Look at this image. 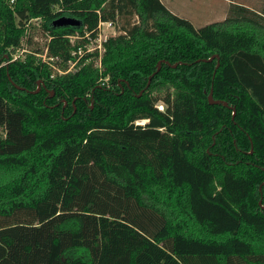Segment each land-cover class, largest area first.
Instances as JSON below:
<instances>
[{"label":"trees","instance_id":"16d2710c","mask_svg":"<svg viewBox=\"0 0 264 264\" xmlns=\"http://www.w3.org/2000/svg\"><path fill=\"white\" fill-rule=\"evenodd\" d=\"M233 5L0 0V264H264V10Z\"/></svg>","mask_w":264,"mask_h":264},{"label":"rangeland","instance_id":"374dc122","mask_svg":"<svg viewBox=\"0 0 264 264\" xmlns=\"http://www.w3.org/2000/svg\"><path fill=\"white\" fill-rule=\"evenodd\" d=\"M249 3L252 4V7L255 9L264 10V0H248ZM205 2V4H203ZM223 0H202V1H195V0H178L175 3V10L178 11L180 16L186 17L189 20L192 21V23L196 27H202L208 23L224 20L226 17H228L230 11H234L235 6L230 3H225ZM35 25L39 26V20L33 21ZM104 34H107V36H110L112 34L116 33L115 27H105ZM48 38L46 33L43 31L41 27H39L37 30L34 31L33 36V42L32 45H27V43H24V48H26V51L22 48H16L12 51V58L21 57L25 58L27 52H31V48H41L45 49L46 42ZM90 48L93 50L94 43L89 44ZM30 48V49H29ZM45 51V50H44ZM37 56H42L41 58L43 60H48V57L43 54L36 53ZM48 62V61H47ZM6 62H3L2 64H5ZM52 67L54 68L53 73H61L57 68L59 66L54 67V62L51 61ZM41 87V82H38L37 89L39 90ZM159 108L163 109V104H158Z\"/></svg>","mask_w":264,"mask_h":264},{"label":"built area","instance_id":"2783aa9c","mask_svg":"<svg viewBox=\"0 0 264 264\" xmlns=\"http://www.w3.org/2000/svg\"><path fill=\"white\" fill-rule=\"evenodd\" d=\"M11 1H13V0H11ZM105 27H115L114 26V23L112 22V21H100L99 22V25H98V35H97V37L96 38H94V39H91V36H90V34L89 33H87L86 34V36H87V38H88V44H86V49L84 50L83 49V47L82 46H80V47H78V50H77V52H78V54L79 55H83L85 52H89V51H93L95 48H97V49H99V51L100 52H102V50H103V45H102V42L104 41V40H106L107 39V34H104V33H106L105 32ZM85 36V37H86ZM91 43H94V48H93V50L90 48V46H89V44H91ZM22 49H24V51H26V48H22ZM46 55V54H45ZM19 57V56H18ZM17 58V57H16ZM15 59V58H14ZM75 62L76 61H74V62H72L71 63V66H70V68L69 69H72V67L75 65ZM55 67V66H54ZM61 73H64V72H66V71H63V70H61V69H59V68H57ZM53 76V75H52ZM145 121L146 120H137L136 121V123H145Z\"/></svg>","mask_w":264,"mask_h":264},{"label":"water","instance_id":"95a60500","mask_svg":"<svg viewBox=\"0 0 264 264\" xmlns=\"http://www.w3.org/2000/svg\"><path fill=\"white\" fill-rule=\"evenodd\" d=\"M80 23H81L80 19L74 18V17H67V16H61V17H59L58 19H56L54 21V25H57V26L66 25V24L79 25ZM215 56L216 55L211 56L208 60H212ZM161 64H162V60L159 61V67H158V69H160ZM173 65H176V64H173ZM218 66H219V62L216 65L215 71H216V69H217ZM151 76L149 77L148 83H150ZM208 99H209L210 103H224V104H227V102L224 101V100L215 99L214 98V96H213V89H211L210 93L208 94ZM260 203H262V199H260Z\"/></svg>","mask_w":264,"mask_h":264},{"label":"crops","instance_id":"0c3cea01","mask_svg":"<svg viewBox=\"0 0 264 264\" xmlns=\"http://www.w3.org/2000/svg\"><path fill=\"white\" fill-rule=\"evenodd\" d=\"M171 11H173L174 13L180 15L178 13V11L175 10V3L178 1V0H161ZM195 1H202V0H195ZM225 1V3H230V4H239V5H245V6H248V7H252V4L249 3L248 0H223ZM224 3V4H225ZM205 4V2L203 3Z\"/></svg>","mask_w":264,"mask_h":264}]
</instances>
